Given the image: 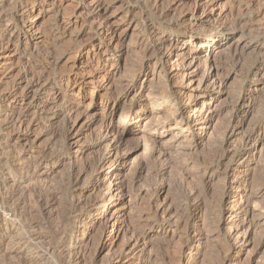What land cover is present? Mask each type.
Segmentation results:
<instances>
[{
  "label": "rangeland",
  "instance_id": "rangeland-1",
  "mask_svg": "<svg viewBox=\"0 0 264 264\" xmlns=\"http://www.w3.org/2000/svg\"><path fill=\"white\" fill-rule=\"evenodd\" d=\"M25 1L3 0L0 15V30L11 26L19 36L0 55V100L13 91L9 103L2 101L29 124L25 131L4 137L11 139L9 148L23 150L25 160L15 164L2 153L0 171L19 178L29 159L44 160L46 168L40 166L35 176L43 183L40 187L47 188L41 187V203L49 202L51 212L44 214L31 201L32 205L14 204L0 191V264H264V145L258 148L264 137L259 131L247 146L254 152L253 162L247 163V158L235 163L242 136L253 127H264V77L259 75V70L264 73V0H210L205 11L212 18L205 20L199 19L202 11L188 13L195 0H50L41 17L17 14ZM38 2L28 3L40 9ZM99 2L107 7L102 16L114 26L116 41L97 31L104 25L103 11L95 9ZM230 25L237 29L223 32L221 43L231 44L230 55L217 46L199 47L196 54V62L216 63L222 77L228 76L222 89L197 97L203 107L215 97V114L224 109L210 132L200 130L191 137L176 130L174 123L161 134H152L144 124L137 127V116H144L145 124H158L172 114L169 102L155 107L146 98L160 91L155 83L161 67L155 58L146 63L145 57L170 42L171 31L201 36ZM188 46L176 42L174 50ZM137 76L143 79L141 89L138 84L125 96L124 87ZM55 91L75 107L74 117L78 113L74 136H69L60 107L48 101ZM176 109L184 119L195 115L193 105ZM160 115L163 118L154 119ZM227 123L242 128L226 133ZM107 125L123 131L118 147L122 153H117L126 156L134 182L129 195L101 205L100 191L92 188L100 176L108 179L111 174L105 168L97 175L96 167L106 144H117L113 135L106 144H97ZM172 136L181 138L175 142ZM226 176L236 179L230 188L225 186ZM239 194H260L258 206H251L253 215L245 219L256 231L248 235L243 249H235L236 259L230 261L224 228L219 232V227L230 216L227 202ZM164 209L169 213L162 214ZM10 210L17 220L6 217ZM175 220L177 225L167 228L168 221ZM113 229L119 237L112 243ZM43 246L52 254L49 261L36 258Z\"/></svg>",
  "mask_w": 264,
  "mask_h": 264
},
{
  "label": "bare ground",
  "instance_id": "bare-ground-1",
  "mask_svg": "<svg viewBox=\"0 0 264 264\" xmlns=\"http://www.w3.org/2000/svg\"><path fill=\"white\" fill-rule=\"evenodd\" d=\"M48 1H50V0H39L37 5H41V7H40V9H38L34 6H29L30 5L28 3L29 0H26L24 2V4H20L17 7L16 13L27 15V16L35 15L36 17H41L45 12V11H43L42 8L45 6L46 3H48ZM195 1L196 2L193 3L194 5L191 8H189L188 13L192 14V15H196V13L198 11H202V13L200 14L201 17L199 18L200 20L211 19L212 17L210 18V15L206 14V11H205L208 8L210 0H195ZM2 6H3V0H0V15H1V10H2L1 7ZM103 7H104L103 2H99V4L95 7L97 12L103 11V13L100 16H102L104 14V12L107 10V7L106 8H103ZM13 11H15V10H13ZM218 15H221V14H218ZM103 21H104L103 27L101 29L98 28L97 31H101V32L108 34L109 40L115 39V41H116L117 39H119V37L116 36V30H115L114 26L110 23L108 18L104 16ZM232 25H236V24H232ZM230 26H224V27L222 26V28L220 30H214L208 34L206 33L205 35H201V36H192V35L190 36L191 33H189V31H182V32L171 31L169 33V35L171 37V41L161 43L159 46H157L158 48L157 47L154 48V50L152 51L153 52L152 56H146L145 57L144 61L146 63H150V60H152V58H155L154 63H158L160 65L159 67H161V72L158 73V75L156 77L157 78L156 83H155L159 87L160 91L158 92V94H149V93H148L149 95L145 94L146 98L149 100L150 104L154 105L155 107H159L160 105L162 106V105H164V103L169 102L172 105L170 107L172 114H171V117H164L163 118V116L160 115L161 117L154 118V119L163 118L162 121L158 124H155V123L153 124V122H150V124L149 123L145 124V122H144L145 117L141 116V115L137 116V118L139 117V119H140L138 124H137V127H139L140 125L143 126V124H144L145 128L150 130V132L152 134H161V133H164L165 131L169 130L171 127V123H174L176 130H178L179 132H182V131L185 132L186 131V132L190 133L191 137L196 135L200 130H202L205 134L208 133V131L210 130L212 121L215 119L216 116L221 115L223 113L224 109L219 110V112L217 114H215L216 111L211 112V106H212V103L214 102L213 100H215V97L212 96L211 100L208 101V106L203 107L200 105L199 100H197L198 94L201 92L202 93L203 92L208 93V92H213L216 89L217 90L222 89L225 86V83H226L228 76L222 77V75H221L222 72L220 73V71H221L220 67L216 63H210L209 61H206V62L204 61L205 63L201 64L199 62H196V54H197V51L199 50V47L200 48L204 47L205 49L207 48V50H208V49H212L213 47L217 46V47H219V49H221L220 50L221 53H223V54L225 53L226 55H230L229 53L232 50L231 44H228L227 46H221V43L223 42V38H222L223 34L222 33L233 31V30H234L233 32H235V29H237L234 26H231V27ZM4 28L5 29L0 30V55L2 53H4L5 51H7L8 49H11V47H13V45H14V42L17 39H19V36L14 35L15 33H14V30L12 29L11 26H9V27L5 26ZM95 33H96V31H95ZM261 37H262V43L264 46V36H261ZM176 42L188 44L189 45L188 49H186V47H185L180 52H176L174 50V45ZM235 54H236V52H235ZM233 55H231V57ZM261 64L264 67V58L262 59ZM146 71L147 70L145 68H143V70H142L143 77H145V75L147 73ZM259 75L264 77L263 71L259 70ZM141 83H143V79L140 80L139 76H137L136 79H134L132 85H126L124 87V89H125L124 95L125 96L129 95L131 93V91L135 88V86L138 84H139L138 86H140V89H141V85H142ZM112 95H114V94H112ZM13 98H14V92L13 91H11V93L1 95V100H0V155L3 156V154L7 153L9 158L14 159L12 161L15 164L16 163L21 164V162H24L23 160H25L23 157V150L20 148L19 150L16 151V149L14 150V149L9 148V147H11V145H10L11 139L9 140V139L4 137L5 134L8 135L9 133H13V131H16V132L25 131L29 126L27 119L25 118L24 115H22L21 113L11 112L8 104L3 103L4 100H8V103H9V100H12ZM62 99L63 98L60 96V92L55 91V92H53V94L51 95V97L48 101L51 104H53L54 106H56L57 108L60 107L59 110L61 109V112H63V114H65V119L67 120L66 123L68 126L67 128L69 131L68 132L69 136H74L75 135L74 134L75 127L77 125L76 121H77L78 113H77L76 117H74L76 114L75 107H72L71 105L70 106L67 105L66 104L67 102H64ZM45 105H43V108H45ZM191 105L194 106L193 112H195V115L192 119H189V118L184 119L181 116V114L179 116L177 115V113H178V111L176 109L177 106H179L183 110V109H188ZM230 113H232V112H230ZM156 115H155V117H156ZM71 120H73L72 123H71ZM154 122H155V120H154ZM227 125L228 126H227L225 132L226 133L230 132V134H233V133L237 132L238 130H241V128H242V125H238V124L231 125V123H230V125H229L227 123ZM256 131H259V133H261V135H263V137H264V127H263V129L253 127L247 133H245L241 138V140H242L241 144H240L241 149L235 155V156H237L235 163L240 164L244 161L246 162L247 158H248L247 163L250 162V160H252V162H253V153L254 152L251 154L249 149L247 148V146H248V141L251 139L252 135ZM122 132L123 131L119 130L118 128L114 129V127L107 125L104 127L102 133H100L98 143L95 142L98 145L106 144L107 141L110 140L109 138H110V136L112 137V135L114 137H116L117 141H118V142L116 141L117 144H115V143L106 144L107 147H106L105 151H103V155L101 156V158H99V163L96 167L97 175H100L105 168H107L109 170L108 173L111 174L108 179H102L100 176L99 181L94 183L93 188H92V190H94V191H100L101 192V195H100V192H98L99 196H100L99 203H101V205L106 204V202H108L110 200L118 198V195H120V194H122V197L124 198L127 194L129 195V193L132 192L131 188H132L133 182H134L133 177H132L133 173L131 172L132 168H127L125 166V162L127 159L126 156L117 153V151H119L118 147H119L121 141L123 140L122 139V137H123ZM225 137L226 136H224V138H223V142H226ZM180 138L181 137L178 138V136L176 138H175V136L174 137L172 136V139L175 142H177ZM187 141H188V139H187ZM263 145H264V139L258 143V148L262 147ZM120 153H122V152H120ZM262 159H263V162L261 165H262V171H263L264 170V155H263ZM26 163H27L26 167H23V168L21 167L22 175L19 178L10 177V176H8L7 173L0 171V191L4 190L3 194H5L7 196V199H9V200L13 199L12 201H14V204L16 203L17 205H20V206H25L30 201L34 202L37 206H39L41 212H43L44 214H47L49 216V213L51 212V209H50L51 204H49V202L47 203L45 200H44L45 201L44 204H42L43 202L41 203L42 196L40 195V193H41L40 190H42L41 187L43 186L42 185L43 183L42 184L39 183L41 181L38 182L36 180V176H35L36 170L40 166H42V165L44 166L45 162L42 159H32V160L29 159V161H27ZM45 166H47V165H45ZM227 170H228V167L226 168V171ZM235 180L236 179L233 176H229V177L226 176L225 177V186L230 188L234 184ZM40 185H42V186L40 187ZM42 188L45 189L44 187H42ZM115 191H116V194H114ZM49 193H50V190H49ZM1 194H2V192H1ZM259 195L260 194H257V195H255V197L252 196V198H249L247 196H246L247 198H245L244 196L242 197L241 194L233 195L232 196L233 200H229L227 202L226 212L230 216L227 219H223V221L221 222V226H220L221 228L219 227V232L221 231L220 229L224 228V232H222V231L221 232H222L223 237L229 246V251L231 252L230 261L232 259L233 260L236 259L234 257V255H235L234 253H235V249L237 247H239V249H243L249 243L248 235L253 230V222L250 221L249 224H246L245 219L249 213L251 215H253L252 210H251V208H252L251 206L253 205V210L255 209V207L258 206V205H256L255 200L257 197H259ZM44 197H45V193H44ZM31 202L29 204H31ZM3 203H5V202H3ZM114 205H116V204H114ZM12 206H13V204H12ZM33 206H35V205H33ZM35 208H36V206H35ZM39 208H38V211H39ZM163 208H165V207H163ZM259 208H261V207H259ZM165 209H164V211H162V212H164L162 214H166V212L169 213ZM15 211H16V209H15ZM101 214L104 215V211ZM162 214H161V216H162ZM242 214L244 215L243 218L240 217ZM6 217L17 220V213L10 210V212H8L6 214ZM104 217H105V215H104ZM176 225H177L176 220L175 221H168L167 228H171L172 226L174 227ZM258 226L257 227L254 226V228L256 227L257 229H259ZM259 227H261V226H259ZM255 231L253 230L252 232H255ZM115 232H116V230L113 229L111 234H110L111 239H113L112 241H110L112 243L115 240H117V238L119 237L118 233H115ZM261 232H263L262 234H264V228H262ZM261 232H259V233H261ZM141 240H143V239H141ZM35 255L37 256L36 258H40V259H44L46 261H49V257L52 254H51V252H49L48 248L44 247L43 251L36 252ZM127 255H128L127 253H124L122 258L125 259L127 257Z\"/></svg>",
  "mask_w": 264,
  "mask_h": 264
}]
</instances>
